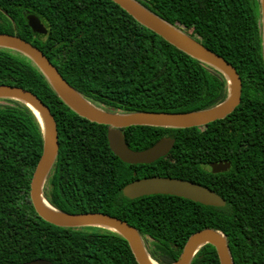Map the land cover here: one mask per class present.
<instances>
[{"label": "trees", "instance_id": "1", "mask_svg": "<svg viewBox=\"0 0 264 264\" xmlns=\"http://www.w3.org/2000/svg\"><path fill=\"white\" fill-rule=\"evenodd\" d=\"M235 67L241 101L205 126H130L128 146L142 150L174 136L167 156L127 164L109 148V126L78 116L33 62L0 48V84L27 89L48 106L58 152L43 186L45 199L71 214L104 213L135 227L158 264L175 261L187 238L203 228L222 232L235 264H264V64L259 0H136ZM47 29L33 35L28 19ZM0 33L39 48L63 78L110 112H189L213 107L228 94L225 77L139 24L111 0H0ZM0 264H138L119 234L46 222L30 202V181L42 153L38 120L24 104L0 98ZM229 163L227 171L206 166ZM162 176L206 186L226 201L206 206L172 195L128 199L127 183ZM190 264H219L206 244Z\"/></svg>", "mask_w": 264, "mask_h": 264}, {"label": "water", "instance_id": "2", "mask_svg": "<svg viewBox=\"0 0 264 264\" xmlns=\"http://www.w3.org/2000/svg\"><path fill=\"white\" fill-rule=\"evenodd\" d=\"M111 1L120 6L139 24L152 30L178 50L219 71L227 80V97L213 107L189 112H110L95 106L77 92L39 48L20 36L0 33V48L14 50L29 58L47 79L61 101L78 116L97 124L109 126L107 131L109 148L122 162L127 164H150L168 155L175 142L174 136L162 137L145 149L133 150L125 140L122 131L124 128L130 126L164 128L205 126L210 122L225 118L239 105L242 84L235 67L222 56L181 29L161 19L136 0ZM259 3L264 64V0H259ZM28 24L35 37L43 38L46 36L47 29L38 17L30 16ZM0 98L12 99L27 106L38 120L42 130V153L32 173L29 191L30 202L37 215L46 222L58 227H95L117 233L128 242L138 264H158L148 254L138 230L126 221L99 212L78 214L62 212L45 199L43 186L55 162L59 146L54 117L48 106L27 89L0 84ZM228 168L229 163L225 161L213 162L206 166V170L214 174L225 172ZM121 193L130 200L147 195L163 194L185 198L206 206L224 207L226 205L224 198L212 189L189 180L174 177L138 178L124 185ZM43 200L52 208L51 210L43 206ZM206 244H210L215 248L219 264H235L225 235L213 228H203L192 233L184 243L179 257L170 264H190L195 254ZM37 263L51 264L45 260H37L27 264Z\"/></svg>", "mask_w": 264, "mask_h": 264}, {"label": "bare ground", "instance_id": "3", "mask_svg": "<svg viewBox=\"0 0 264 264\" xmlns=\"http://www.w3.org/2000/svg\"><path fill=\"white\" fill-rule=\"evenodd\" d=\"M38 116H39V118L41 119V117H40V115L38 114ZM43 206L46 208V209H49V210H51L52 208L43 200ZM98 226H100V225H98ZM100 227H102V226H100ZM152 261V260H151Z\"/></svg>", "mask_w": 264, "mask_h": 264}, {"label": "flooded vegetation", "instance_id": "4", "mask_svg": "<svg viewBox=\"0 0 264 264\" xmlns=\"http://www.w3.org/2000/svg\"><path fill=\"white\" fill-rule=\"evenodd\" d=\"M238 73V72H237ZM239 75V74H238ZM240 77V76H239ZM240 80H241V78H240ZM241 84H242V82H241ZM241 93H242V87H241ZM241 101V100H240ZM175 178V177H174Z\"/></svg>", "mask_w": 264, "mask_h": 264}, {"label": "rangeland", "instance_id": "5", "mask_svg": "<svg viewBox=\"0 0 264 264\" xmlns=\"http://www.w3.org/2000/svg\"><path fill=\"white\" fill-rule=\"evenodd\" d=\"M0 104H2V102H0ZM37 264H45V263H37Z\"/></svg>", "mask_w": 264, "mask_h": 264}]
</instances>
